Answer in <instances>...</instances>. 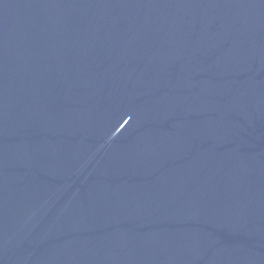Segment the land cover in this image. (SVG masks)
Listing matches in <instances>:
<instances>
[{"label": "water", "instance_id": "water-1", "mask_svg": "<svg viewBox=\"0 0 264 264\" xmlns=\"http://www.w3.org/2000/svg\"><path fill=\"white\" fill-rule=\"evenodd\" d=\"M0 264H264V0H0Z\"/></svg>", "mask_w": 264, "mask_h": 264}]
</instances>
